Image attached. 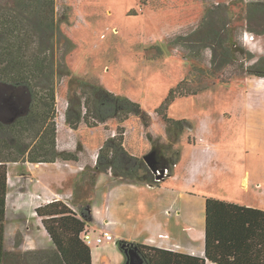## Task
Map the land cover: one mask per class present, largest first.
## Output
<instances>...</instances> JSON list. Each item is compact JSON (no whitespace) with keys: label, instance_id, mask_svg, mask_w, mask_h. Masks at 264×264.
<instances>
[{"label":"rangeland","instance_id":"rangeland-1","mask_svg":"<svg viewBox=\"0 0 264 264\" xmlns=\"http://www.w3.org/2000/svg\"><path fill=\"white\" fill-rule=\"evenodd\" d=\"M259 2L264 0H56L59 33L53 47L49 48L46 39L33 37L29 53L39 52L38 46L47 44L44 53L52 55L54 61L49 81L56 90L57 118L62 121L69 97L81 96L83 80L94 81L115 95L139 103L151 118L159 119L156 110L170 91L184 82L183 91L190 94L171 102L167 116L186 121L182 136L188 135L190 143H197L206 134L204 140L211 150L233 156L234 167L227 172V181L208 184L206 189L227 201L254 205L257 198L251 191H242L240 184L249 171L251 186L264 185V77L239 69L255 67L250 71L264 74V11L249 16L247 10L249 4ZM219 4L227 5V12L209 21L219 26L220 18H227L237 53L232 64L213 66L212 45L206 39L202 41L205 36L200 26L209 9ZM17 6L14 0H0V11ZM195 31L193 43L177 39ZM193 91L197 94H191ZM1 103L0 98V118L20 114H12L13 110L4 114ZM130 118V127L136 128L133 120L137 117ZM109 125L112 127L111 122ZM194 126L199 130L193 134L195 137L191 134ZM203 126H209L210 132H201ZM152 132L166 133L163 123H155ZM77 134L96 147L103 131L85 128ZM113 134L117 135V130L107 136L112 138ZM161 146L158 144V148ZM158 152L164 154L161 149ZM20 241L19 235L16 247ZM8 242L7 238V250ZM43 249L55 247L47 244Z\"/></svg>","mask_w":264,"mask_h":264},{"label":"trees","instance_id":"trees-1","mask_svg":"<svg viewBox=\"0 0 264 264\" xmlns=\"http://www.w3.org/2000/svg\"><path fill=\"white\" fill-rule=\"evenodd\" d=\"M146 0H143L145 2ZM16 8L0 11V98L8 114L20 112L14 118H0V264H92L90 246L81 235L92 220L85 188L77 184L76 199L80 200L78 215L69 205L54 201L41 205L36 215L55 247L53 250L15 251L6 249L8 165L29 162L32 164L78 162V153L60 152L57 148V95L49 81L54 73L52 55L46 56L47 44L53 47L54 37L59 33L55 18L56 0H14ZM227 5L209 9L201 26L202 41L211 42L212 65L232 64L237 49H233L227 18H220L221 24L214 26L209 19L227 12ZM249 16L264 11V2L248 5ZM261 10V11H260ZM264 14V13H263ZM198 31L180 36L179 41L194 42ZM34 38L46 39L33 54ZM177 41V40H176ZM43 46V47H42ZM36 49V48H34ZM239 69L241 73L264 77L260 72H251L253 67ZM232 76V75H230ZM229 76V77H230ZM48 81V82H47ZM81 96L69 97L65 113L68 126L77 131L82 123L94 129L110 120L125 123L131 116L137 117L145 129L151 126V115L143 107L127 97L115 95L94 81H82ZM184 82L170 91L169 96L156 113L167 126L170 144H163L160 138H148L157 154L159 171L168 170L172 175L181 159V151L174 148L186 128L184 120L167 116V108L178 96L188 95L183 91ZM39 89L42 92H35ZM191 94L196 95L197 91ZM22 99V101H21ZM2 109V108H1ZM118 134L109 138L98 154L97 164L87 170L88 185L94 186L99 174L111 172L122 181L158 185V179L143 158L129 154L124 148L125 128H117ZM158 144L162 146L158 148ZM165 148V150H164ZM161 149L163 153H159ZM158 152V153H157ZM205 258L163 250L143 244L118 241L120 250L128 258L127 251L135 249L145 264H264V210L241 206L226 201L206 199ZM18 247V246H17Z\"/></svg>","mask_w":264,"mask_h":264},{"label":"crops","instance_id":"crops-1","mask_svg":"<svg viewBox=\"0 0 264 264\" xmlns=\"http://www.w3.org/2000/svg\"><path fill=\"white\" fill-rule=\"evenodd\" d=\"M60 119H57V148L60 152L77 153V144H80L79 161L8 165L6 239L10 252L44 250L47 244H53L42 220L36 215V209L62 201L79 215L82 207L80 200L75 198L78 183L85 188L92 214L88 223L92 237V264H125L127 258L118 241L205 258L208 198L264 210V185L251 186L249 171L242 178L240 188L245 193L251 191L252 197L258 200L257 204L230 202L207 190L208 184L226 182V174L234 166L231 164L233 156L222 150H211V145L208 146L204 140H207L206 134L204 138H196L197 143H190L188 135H181V140L174 145V148L181 149V159L172 175L166 176L158 185L122 181L114 178L111 172L99 174L95 185H88V178L83 182L85 175L87 177L86 171L96 166L95 156L108 140V132H115L120 125L124 127V148L132 156L143 158L153 149L148 133L155 139L160 138L164 144L171 143L167 126L159 118H152L148 129L138 118L133 120L136 128L130 127L132 118L123 124L113 119L94 128L103 131L98 147H94L77 134L88 128L84 123L75 131L68 126L66 119ZM158 122L163 123L166 133L158 135L152 132ZM210 130L209 126L200 128L204 133ZM197 131L194 126L191 134ZM182 140L184 143H181ZM104 232L111 233L115 242L98 245L96 239ZM19 235L21 241L16 247ZM207 264L214 263L208 261Z\"/></svg>","mask_w":264,"mask_h":264},{"label":"water","instance_id":"water-1","mask_svg":"<svg viewBox=\"0 0 264 264\" xmlns=\"http://www.w3.org/2000/svg\"><path fill=\"white\" fill-rule=\"evenodd\" d=\"M185 126L187 127L186 123ZM189 128L192 129L191 127ZM143 160L155 174H158V179L164 178V171H159L157 168V154L155 151H152L151 153L145 155L143 157ZM127 253L128 258L125 264H145L144 260L135 249H129Z\"/></svg>","mask_w":264,"mask_h":264},{"label":"built area","instance_id":"built-area-1","mask_svg":"<svg viewBox=\"0 0 264 264\" xmlns=\"http://www.w3.org/2000/svg\"><path fill=\"white\" fill-rule=\"evenodd\" d=\"M116 134H113L112 138L115 137ZM97 157V156H96ZM165 173V176H167L168 174V170H165L164 171ZM81 239L88 245V246H91L92 245V237H91V233L89 231V228L87 226V228L85 229V231L82 233L81 235ZM96 242L98 245H102V244H105V243H109V242H115V238L114 236L109 233V232H104L101 236H99L97 239H96Z\"/></svg>","mask_w":264,"mask_h":264},{"label":"flooded vegetation","instance_id":"flooded-vegetation-1","mask_svg":"<svg viewBox=\"0 0 264 264\" xmlns=\"http://www.w3.org/2000/svg\"><path fill=\"white\" fill-rule=\"evenodd\" d=\"M1 110H2V112H3L4 110H6V108L3 106ZM9 110H12V108L9 107ZM3 113H4V112H3ZM3 113H2V114H3Z\"/></svg>","mask_w":264,"mask_h":264}]
</instances>
